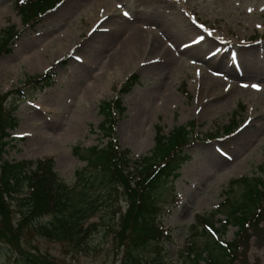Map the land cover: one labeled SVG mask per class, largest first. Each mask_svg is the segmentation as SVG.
Returning <instances> with one entry per match:
<instances>
[{
  "label": "rangeland",
  "instance_id": "374dc122",
  "mask_svg": "<svg viewBox=\"0 0 264 264\" xmlns=\"http://www.w3.org/2000/svg\"><path fill=\"white\" fill-rule=\"evenodd\" d=\"M17 2L0 0V30L11 25L22 30L10 45L11 51L0 55V94L6 107L16 106L18 121L17 127L9 130L3 159L35 163L53 158L56 172L73 186L79 169L85 168L86 175L99 173V168H87L74 149L107 145L108 138L99 131L104 119L99 110L102 101L123 100L126 112L115 130L117 143L134 159L152 155L158 126L169 135L175 126L194 122V141L188 147L192 158L181 170L175 189H164L159 198L163 238L158 245L151 242L137 251L146 261L159 257L157 250L162 249L165 260L182 264L181 252L186 249L189 229L199 222L198 215L208 216L220 208L227 197L222 194L226 188L232 200L237 199L264 173V89L260 87L264 86V0H107L109 4L100 9L95 0H62L56 10L29 26L24 24ZM118 24H133L149 35V47L155 35L160 44L170 48L171 56L166 59L154 54L155 58L148 59L144 55L106 68L109 51L103 39L113 38L109 45L120 49L129 37L125 29L114 31ZM189 45L187 52H178ZM60 49L62 54L54 55ZM245 54L253 55L248 64ZM34 55L43 56L45 68L38 70L33 61H26ZM224 55L222 64H215ZM176 58H180L177 64ZM49 70L54 73L53 86L33 90L29 78ZM243 73L255 78L254 85L259 87L248 85L232 95L233 87L224 83H235L234 75ZM98 74L101 77L95 78ZM132 75L139 78L138 83L122 93L121 86ZM212 80L221 85L223 96L208 94ZM21 89L26 96L17 93ZM38 108L41 124L49 125L44 134H35L37 141H33L25 124ZM227 126L233 129L228 132ZM211 135L217 137L207 140ZM243 178L246 180L239 181ZM231 180L236 182L230 184ZM80 189L75 188L70 196L80 200L83 208L92 199L95 207L91 205V212L70 235L40 232L37 222L21 219V205L12 203L7 216L16 224L18 242L13 238L7 246L0 243V264H13L6 250L18 248L17 243L46 258L48 264H122L125 238L119 222L129 209V196L121 188L109 202H95L101 186L84 197L78 195ZM29 192L26 186L18 194L25 197ZM113 209L117 211L115 221ZM50 218L44 216L41 223ZM219 218L225 219L226 214L218 212ZM258 218L260 223L244 234L246 242L240 238L244 245L228 264H264V214ZM6 227L0 213V229ZM211 235H198L197 240L203 243ZM237 235V227L230 225L222 239L230 242Z\"/></svg>",
  "mask_w": 264,
  "mask_h": 264
},
{
  "label": "trees",
  "instance_id": "16d2710c",
  "mask_svg": "<svg viewBox=\"0 0 264 264\" xmlns=\"http://www.w3.org/2000/svg\"><path fill=\"white\" fill-rule=\"evenodd\" d=\"M61 2L62 0H18L17 8L24 24L29 26L39 22L40 17L50 11L56 10ZM21 31L12 25L0 30V55L11 51L10 45L19 37ZM53 77L54 73L49 70L42 75L31 76L28 83L33 90L42 91L53 86ZM138 80L136 75H132L121 86V92L131 91ZM17 93L26 96L23 89L18 90ZM4 99L0 94V213L4 214L5 223H7L6 229H0L1 244L7 246L13 238L17 241L14 237L16 224L9 222L7 216V210L10 211L9 206L13 205L12 203L21 205V219L37 222L36 229L40 232H50L57 236L66 235V233L70 235V232L73 234L79 229L83 216L95 207L92 199L85 208L79 206L80 200L75 201V197L70 196L75 188L80 186L78 195L84 197L90 189L101 186L103 188L101 195L95 196V202H109L112 197H115L116 190L122 188L130 198L129 209L121 215L122 220L119 222L120 232L125 238L122 264H173L165 260L164 254L161 255L162 249L157 250L159 257L146 261L141 259L137 251L151 242L158 245L163 238V230L160 229L162 226L159 225L158 220L162 216L159 211L161 208L159 198L163 195L164 189H175V181L182 175L181 170L192 158L188 147L194 141V122L175 126L169 135L164 134L162 127L158 126L156 146L151 151L152 155L134 159L128 150L119 149L117 143L115 130L118 121L126 112L123 100L117 97L102 101L99 110L104 119L99 124V131L108 138L107 145L93 146L85 151L79 146L74 149L75 154L86 161L87 168L88 166L99 168V173L86 175L85 168L79 169L76 172L78 181L73 186H69L56 172L53 158L35 163L26 160L11 162L3 159L5 146L10 142L9 130L17 127L18 124L17 117L14 116L16 106L12 104L11 107H6ZM232 129L233 127L227 126L225 130L229 132ZM215 137L217 135H211L206 139L211 140ZM131 163L136 165L133 166ZM33 164L35 167L31 169ZM241 180L246 178L239 181ZM235 182L231 180L230 184ZM26 186L30 188V192L25 197H20L18 193L22 192ZM222 194L227 197L220 203V208L218 207L208 216L198 215V224L189 229L190 236L185 245L186 249L181 252L182 264L231 263L237 258V251L244 245L242 239L246 242L248 238L244 239V234L260 223L258 217L261 218L262 213L264 214L262 206L264 173L256 177L253 183H249L239 198L232 200L227 188ZM91 205H94L92 209ZM111 211V214L114 213L112 218L115 221L117 211L115 209ZM218 212L225 213L226 218L216 219ZM48 214L51 216L49 222L41 223V219ZM217 222L220 223L219 226ZM230 225L237 227L238 235L227 242L222 239V236ZM198 235L212 237L200 243L197 240ZM17 245L18 248L11 246L6 250L13 264H48L46 258L37 257L32 252L22 249L19 243Z\"/></svg>",
  "mask_w": 264,
  "mask_h": 264
},
{
  "label": "bare ground",
  "instance_id": "6f19581e",
  "mask_svg": "<svg viewBox=\"0 0 264 264\" xmlns=\"http://www.w3.org/2000/svg\"><path fill=\"white\" fill-rule=\"evenodd\" d=\"M90 1V0H88ZM104 2V3H103ZM95 4L98 5L99 9L103 8V6L108 5L109 3L107 2V0H95ZM117 6V2L114 3ZM101 11V10H98ZM101 20V19H99ZM152 24V23H150ZM193 27V26H192ZM137 27L134 28V25L131 24V26L129 24H118L115 25L114 27V31L117 32L119 30H123L125 29V33L127 32V36H129L127 38V40L125 39L123 42L124 46L121 47L120 49H114V47L110 46L108 41L113 42V38L110 39H103V44L105 45L106 50H108L109 52L107 54H105L106 58H109V60H107V63H105L106 68H110L116 61H126V60H137V58H141L142 56H147L148 59H152L155 58L154 54H159L160 56L169 59V57L171 56L172 51L170 50V48H168L166 45H164L163 43L160 44V40L156 37H154L155 35H153V41L152 44H150V47L148 46L149 44V35H144L143 32H141L139 29H136ZM187 32L189 33V29H187ZM156 45H154V44ZM181 46V45H180ZM179 46V48H180ZM191 45L189 46H183L180 49H178V52L180 53H184L187 52L191 47ZM193 47V46H192ZM45 46L42 47V51H44V53H47L46 50H44ZM113 49V51L111 52V50ZM58 54H62L61 49L58 52H55L54 55H58ZM245 58V61L247 62V64L249 63V60L253 59V55H249V54H245L243 55ZM45 57V55H44ZM157 57V56H156ZM43 56L40 58L38 55H34L33 57H30V59H27L26 61H33L34 64H36L37 69L41 70V68H45L47 64H44L43 61ZM225 59V55L222 56L221 60H217V62H215V64H219L221 65L223 60ZM180 58H176V64L179 63ZM164 61V60H163ZM230 64V62H228ZM228 64V65H229ZM232 65V63L230 64ZM245 66V65H244ZM173 67V66H171ZM244 74V73H243ZM234 75V78L236 79L235 83L232 84H228V83H224V85L227 87H233V91H232V95H235L239 90H242L243 88L247 87L248 85L252 86L255 84V82L257 80H254L255 78L247 76V74L244 75ZM101 75V73H100ZM101 77L98 75L95 76V78ZM94 78V79H95ZM214 80H212V82L208 83L210 86L208 87V94H210L211 96H223L225 91L220 92V87L221 85L219 84H213ZM260 87H262V89H264L263 85H260ZM93 88V86H91V89ZM30 116L28 117V119L26 120V129L28 131V134L32 137L30 139H32L33 141H37V139H33L34 135H42L43 129L48 128L47 125L44 122V125L41 124V112L38 109H35L33 111V113L31 112L29 114ZM54 127V126H52ZM51 127V128H52ZM50 130V128H49ZM36 131V133H34ZM46 132V131H45Z\"/></svg>",
  "mask_w": 264,
  "mask_h": 264
},
{
  "label": "snow or ice",
  "instance_id": "6c2138e0",
  "mask_svg": "<svg viewBox=\"0 0 264 264\" xmlns=\"http://www.w3.org/2000/svg\"><path fill=\"white\" fill-rule=\"evenodd\" d=\"M125 15H127V13H125ZM252 87L258 88L259 86L258 85H252Z\"/></svg>",
  "mask_w": 264,
  "mask_h": 264
}]
</instances>
